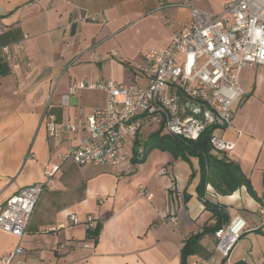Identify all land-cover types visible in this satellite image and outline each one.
Wrapping results in <instances>:
<instances>
[{
  "label": "crops",
  "instance_id": "crops-1",
  "mask_svg": "<svg viewBox=\"0 0 264 264\" xmlns=\"http://www.w3.org/2000/svg\"><path fill=\"white\" fill-rule=\"evenodd\" d=\"M181 1L0 0L5 29L0 47L17 51L22 46L19 68L4 62L7 71L0 72V211L21 189L42 182L47 163L57 161L58 153L79 143L82 132L49 135L48 101V112L60 127L106 104L103 90L88 87L64 104L62 96L76 82L146 85L147 75L139 73L145 54L167 47L171 35L191 21ZM226 2L196 3L219 12ZM240 82L245 94L233 107L232 123L218 132L235 143L229 158L239 164L258 198L246 186L226 195L211 184L200 190V159L159 148L144 162H133L128 172L69 160L45 187L24 237L0 229V261L21 243L26 264H182L186 241L215 222L205 205L209 200L225 209L228 222L243 217L246 229L227 259L215 251L214 233H205L192 244L188 263L207 264L203 261L214 257L209 264H264V66L245 67ZM154 123L143 122L136 140L140 153L153 132L145 140L141 134ZM89 215L95 218L92 227L85 224ZM175 215L177 222L171 221ZM59 224L63 227L57 231H41Z\"/></svg>",
  "mask_w": 264,
  "mask_h": 264
},
{
  "label": "built area",
  "instance_id": "built-area-1",
  "mask_svg": "<svg viewBox=\"0 0 264 264\" xmlns=\"http://www.w3.org/2000/svg\"><path fill=\"white\" fill-rule=\"evenodd\" d=\"M197 0H182L181 6L191 11V21L185 30L171 35L163 49H151L139 73L146 74L148 83L136 81L118 83L100 80L76 82L62 96L64 104L80 88H97L106 93V104L85 118L57 127L56 116L48 112L47 129L52 138L61 131L82 132L79 143L70 151L57 154V161L48 162L44 180L24 187L9 198L0 211V229L21 240L45 187L66 161L77 164L110 165L129 171L133 164L134 147L143 122L154 119L165 133L184 140L196 141L212 128L210 143L216 152L231 154L235 143L218 131L232 123L233 107L244 94L240 78L245 67L264 66V0H227L219 12H209L197 5ZM87 18L97 20V15ZM0 25V34L4 32ZM22 46L12 51L0 47V64L12 62L19 68ZM144 194H151L144 190ZM70 220L79 222L76 214ZM177 222L178 216L171 217ZM85 224L92 227L95 218L89 215ZM247 222L236 216L214 233L215 251L224 259L246 229ZM63 227L46 226L42 232H54ZM88 247V244H84ZM24 247L18 243L1 258L0 264H26ZM214 262V257L203 263Z\"/></svg>",
  "mask_w": 264,
  "mask_h": 264
},
{
  "label": "trees",
  "instance_id": "trees-1",
  "mask_svg": "<svg viewBox=\"0 0 264 264\" xmlns=\"http://www.w3.org/2000/svg\"><path fill=\"white\" fill-rule=\"evenodd\" d=\"M7 71L3 64H0V72ZM162 126L155 132L151 133L142 144V152H139L141 143L136 141L134 147L133 162H144L149 152L154 148H159L164 151H170L175 156H181L188 159L191 156H196L201 162L202 178L200 190L206 184H211L215 190L222 195L232 194L241 186H246L249 193L258 198L252 188L250 180L243 174L238 163L234 162L226 153L216 152L213 150L210 143V135L212 128H208L198 140H184L180 137L162 134ZM262 201L264 199H261ZM205 205L213 212L215 222L210 225H205L203 231L195 236L190 237L182 250V264H189L188 257L193 253L192 244L195 243L205 233H215L228 222V214L225 209L209 200H205ZM235 264H245L237 262Z\"/></svg>",
  "mask_w": 264,
  "mask_h": 264
},
{
  "label": "rangeland",
  "instance_id": "rangeland-1",
  "mask_svg": "<svg viewBox=\"0 0 264 264\" xmlns=\"http://www.w3.org/2000/svg\"><path fill=\"white\" fill-rule=\"evenodd\" d=\"M160 128L159 124L156 122L154 124H149L148 127L144 128L143 133L141 134V139L145 140L146 136L149 134V131L155 132ZM165 133V130H162ZM153 150V149H152ZM209 211V210H208ZM231 262L227 260L226 264H230Z\"/></svg>",
  "mask_w": 264,
  "mask_h": 264
}]
</instances>
